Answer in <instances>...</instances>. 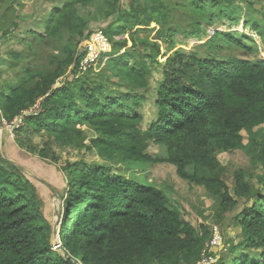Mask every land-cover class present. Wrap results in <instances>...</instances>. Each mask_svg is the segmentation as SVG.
<instances>
[{
  "label": "trees",
  "instance_id": "trees-1",
  "mask_svg": "<svg viewBox=\"0 0 264 264\" xmlns=\"http://www.w3.org/2000/svg\"><path fill=\"white\" fill-rule=\"evenodd\" d=\"M17 2L0 0V42L20 26ZM52 2L61 5L44 15L43 30L24 31L17 38L21 51L7 52L13 67L23 65L17 84L0 87V111L12 121L42 99V110L16 130L14 146L37 148L39 159L54 165L48 146L38 148L29 138L45 132L60 144L96 150L109 163L80 159L61 167L66 184L53 186L63 198L59 252L37 183L0 152V264L202 262L212 230L183 219L162 189L139 181L147 163L171 164L179 177L204 186L216 197L217 223L241 200H252L234 220L242 236L232 248L244 251L219 264H264V58H249L257 52L255 35L264 39V17L244 15L236 0ZM97 19L108 22L97 30L112 50L82 70ZM223 22L228 27L220 31ZM177 35L200 43L176 48ZM164 38L170 54L162 50ZM102 61L106 66L96 71ZM157 72L155 115L144 129L140 108ZM85 125L96 131L89 144ZM151 144L165 146V154L153 155ZM240 151L249 166L236 169L230 185L219 154ZM119 163L130 167V177L113 171Z\"/></svg>",
  "mask_w": 264,
  "mask_h": 264
},
{
  "label": "rangeland",
  "instance_id": "rangeland-1",
  "mask_svg": "<svg viewBox=\"0 0 264 264\" xmlns=\"http://www.w3.org/2000/svg\"><path fill=\"white\" fill-rule=\"evenodd\" d=\"M236 2L242 4V6L246 8L244 9V12L242 11L244 15L253 13V15L256 18H259V20L264 17V0H236ZM9 4H11L10 1ZM12 5L16 7L15 9L19 13L20 17L18 20L20 26L14 36L2 38L0 42V87L3 85H14L18 83V77L20 75L19 68H22L23 64L16 63L17 66L13 67L12 64L15 62L12 61V58H8L7 55L9 50L21 51L22 45L17 38L21 37L23 32L28 29L33 28L36 31H42V18L44 15H46L53 6H60L61 4L59 2L53 3L52 0H18L17 3H13ZM252 5H255L258 10H251ZM98 19L91 23L96 30L105 27L108 24V22ZM226 26L228 27V22L218 23V29L220 31L225 30ZM251 34L254 35V32ZM152 35H154V33H152ZM255 36L257 40V52H255L253 56H249V58H264V39L259 38L257 35ZM176 38L178 39L176 48L189 50L193 45L200 43L199 39H185L181 35H177ZM166 41L167 39L165 38L160 40L162 46ZM91 42L95 45V49L98 48L95 39L92 40V37H87L85 41L86 47ZM109 44L110 46H108V49L102 44L104 51L106 50L109 52L112 50V45L111 43ZM86 47L84 49H86ZM162 50L163 52L170 54V51L166 49L165 46H163ZM163 60L164 59L162 58V61ZM104 61L98 65L99 69L96 71H99L106 66ZM110 73L111 72L106 69L105 75H109ZM161 77V73H154V76L151 78V90L149 96L140 108V111L144 112L145 115L144 129L148 127L150 121L155 115V105L153 103L156 95L155 87ZM5 123L6 122L4 121L3 125H0V152H2L9 161L22 165L21 167L24 168L25 173L37 183L38 190L44 201L42 209L46 217L49 219L52 226L55 225V223L58 224V234L55 238H53L52 235V243L57 251L63 252L62 244L59 239L60 218L63 212V198H61L53 188V186L55 187V183H57V187H63L66 184L64 174L60 172L61 167L68 161L73 162L80 159H83L90 164L95 162L109 163V161L102 159L96 150H87L85 147L60 144L53 138L49 137L45 132H30L29 138L32 140V144L38 148L48 146L51 150V153L49 154L50 159L57 162L54 163V165H50V162H48L49 164H46L37 156V148L35 151L30 146H27V148H25L26 150L19 148L16 143L14 146L13 143L17 134L16 132H10ZM81 129L85 136V143L89 144L90 139L96 136V131L88 125L82 126ZM254 130L257 131L258 127L254 128ZM242 133L245 142H248L249 133L247 131H243ZM30 151L33 155L30 154V156L25 157L26 154L24 155L23 153H30ZM150 152L153 155L161 156L165 154L166 148L163 145L151 144ZM219 159L228 167V181L230 185H232L234 171L238 168H246L249 166V158L244 151L234 154L223 152L219 154ZM138 169L140 170V168ZM142 170L143 171L140 172V174L139 172L137 173V175L139 174V181L147 183L150 180V182L162 189L167 197L179 207L183 219L192 223L196 227L201 223H206L212 230L213 235L209 243V251H207L204 255V260L199 264H219L222 259L226 260L227 256L233 253L234 255L240 254L244 251L240 247L236 249L232 248L233 243L231 241L235 239V242H240L242 236L240 228L235 227L234 220L248 205L252 204V200H241L234 211L227 214L222 222L217 223L214 218L216 197L209 193L204 186H199L179 177L176 172V167L168 163H147ZM113 171H118L128 177H130L131 173L130 167L125 163L114 164ZM261 187L262 184L260 185V188ZM59 245H61V247H59ZM210 252H212V254L209 256L208 253Z\"/></svg>",
  "mask_w": 264,
  "mask_h": 264
},
{
  "label": "built area",
  "instance_id": "built-area-1",
  "mask_svg": "<svg viewBox=\"0 0 264 264\" xmlns=\"http://www.w3.org/2000/svg\"><path fill=\"white\" fill-rule=\"evenodd\" d=\"M90 37H92V40L95 39L96 41L95 43L98 46V48L95 49V45L93 44V42L89 43L87 47L85 46L87 54L80 63L82 70H87L88 67L92 66L99 59L101 53L108 52L106 50L104 51V49L102 48V44L106 46V49H108V46H110L109 44L110 42L107 36L101 30L94 31L89 36V38ZM41 101L42 99H38L32 107L23 111L20 115L16 116L12 121H6L4 119V121L6 122L5 125L7 129L10 132L14 133L18 128H20L24 124V119L26 116L38 114L42 110Z\"/></svg>",
  "mask_w": 264,
  "mask_h": 264
},
{
  "label": "water",
  "instance_id": "water-1",
  "mask_svg": "<svg viewBox=\"0 0 264 264\" xmlns=\"http://www.w3.org/2000/svg\"><path fill=\"white\" fill-rule=\"evenodd\" d=\"M3 122H4V118H3L2 113L0 111V125H3ZM57 227H58V224L55 223V225H53V238H55L58 234ZM59 247H61V245H59Z\"/></svg>",
  "mask_w": 264,
  "mask_h": 264
},
{
  "label": "clouds",
  "instance_id": "clouds-1",
  "mask_svg": "<svg viewBox=\"0 0 264 264\" xmlns=\"http://www.w3.org/2000/svg\"><path fill=\"white\" fill-rule=\"evenodd\" d=\"M60 220H62V216H61Z\"/></svg>",
  "mask_w": 264,
  "mask_h": 264
}]
</instances>
